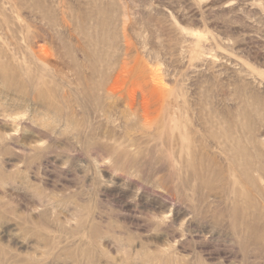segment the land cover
<instances>
[{
  "label": "rangeland",
  "instance_id": "1",
  "mask_svg": "<svg viewBox=\"0 0 264 264\" xmlns=\"http://www.w3.org/2000/svg\"><path fill=\"white\" fill-rule=\"evenodd\" d=\"M0 264H264V0H0Z\"/></svg>",
  "mask_w": 264,
  "mask_h": 264
},
{
  "label": "bare ground",
  "instance_id": "2",
  "mask_svg": "<svg viewBox=\"0 0 264 264\" xmlns=\"http://www.w3.org/2000/svg\"><path fill=\"white\" fill-rule=\"evenodd\" d=\"M127 61H128V60H127ZM126 67H127V66H126V62H125V61H123V62H122V65H121V69H120V70H122V72H123V71H124V69H123V68H126ZM128 67H129V66H128ZM128 67H127V68H128ZM125 71H126V69H125ZM125 71H124V72H125ZM127 74H128V73H127ZM127 74H126V75H127ZM119 78H120V77H119ZM121 79H122V76H121ZM109 89H110V88H109ZM108 91H109V90H108ZM111 91H112V90H111ZM111 91H110V92H111ZM113 91H114V90H113Z\"/></svg>",
  "mask_w": 264,
  "mask_h": 264
}]
</instances>
